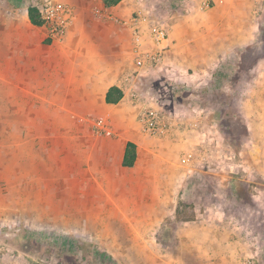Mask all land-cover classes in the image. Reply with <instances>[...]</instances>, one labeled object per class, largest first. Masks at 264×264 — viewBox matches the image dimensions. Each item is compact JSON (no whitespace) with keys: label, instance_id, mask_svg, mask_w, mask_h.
Here are the masks:
<instances>
[{"label":"crops","instance_id":"0c3cea01","mask_svg":"<svg viewBox=\"0 0 264 264\" xmlns=\"http://www.w3.org/2000/svg\"><path fill=\"white\" fill-rule=\"evenodd\" d=\"M52 1L70 6L73 19L58 40L32 26V78L20 81L19 52L7 70L0 65V229L30 225L33 209L35 219H67L63 206L52 217L47 207L43 217L39 205L32 207L33 172L45 188L68 192L72 186L77 219L135 217L144 220L141 235L174 220L190 189L196 192L194 217L174 231L179 242L172 249L188 252V264H197L203 251L209 264L259 258L253 230L264 196V61L254 39L264 9L257 12L256 0H186L158 19L142 9L133 16L139 8L129 0L109 8L102 0ZM154 25L166 33L161 45L151 36ZM254 45L253 83L239 97L236 76L229 92L235 91L232 115L243 131L234 147L224 143L227 66ZM158 48L159 62L136 64ZM126 76L133 78L125 83ZM111 88L122 93L115 104L106 102ZM129 91L163 111L169 135L142 132V104ZM128 143L136 158L123 167ZM186 153L192 159L182 162ZM58 199L69 202L65 194Z\"/></svg>","mask_w":264,"mask_h":264},{"label":"rangeland","instance_id":"374dc122","mask_svg":"<svg viewBox=\"0 0 264 264\" xmlns=\"http://www.w3.org/2000/svg\"><path fill=\"white\" fill-rule=\"evenodd\" d=\"M42 1L0 0V61L2 62L0 65L3 64L2 70H7L8 65L14 62L13 53L19 52L21 66L17 70H21L20 81L22 84L32 78V71L31 74L29 73V70H32V64L29 63L32 61L33 29L27 19V8L29 6L38 8ZM184 1L186 0H129L139 8V11L132 12L133 16L141 14L142 9L158 19L173 12ZM257 20L259 33L254 39V43L259 45L260 62H262L264 61L263 11L259 13ZM43 27L48 30L47 27ZM256 45L249 49L246 47L243 53L245 57L238 58V62L231 58L227 66V70L230 72L227 83L224 82V84L228 87L227 94L230 102L226 99L223 102V105L227 106L223 108L226 112L224 123L227 125V129L224 128L226 130L224 143H230L234 147L239 146L236 140L240 143L241 137L237 138V134L240 135L243 131L238 119L232 115L235 112V91L231 92L232 94L229 92L237 76L241 85L238 96H246L256 76V71H258L253 69L254 65H257L255 63L259 62L252 56L254 49V52H257ZM157 87L162 88L158 85ZM159 111L163 114L161 109ZM236 144L237 146H235ZM53 173L55 174V172ZM36 174V172L32 173L33 181L29 191L32 196V207L36 208L39 205L37 210L41 211L39 213L42 214V217L47 207L50 210L48 214L52 217L58 214L57 208L63 206V211L68 217L65 220L60 218L35 219L33 209L30 225H14L10 228L0 229V264H188V252L174 250L171 246L172 243L179 242L174 231L182 226L181 223L188 221L170 220L162 223L158 232L141 235L140 231L143 228L144 220L135 217L131 220H93L86 217L77 219V202H72L75 195H73L74 193L69 194L73 191L72 186L68 187V192L61 187L45 188L40 183L36 184ZM26 189L28 190V188ZM195 193L189 189L183 196V202L187 207L190 206L189 208L193 207L196 202ZM64 194L68 195L69 202L60 204L58 198ZM199 195L201 194L199 193ZM45 196L52 198V202L45 201ZM36 198L37 200L41 198L38 204ZM261 198L263 202H259L261 210L259 217L254 221L255 228L253 230L255 239L253 247L257 249V256H260L254 260L253 258L244 259L241 264H254V262L255 264H264V196ZM85 214H87L86 211ZM191 215L190 209L184 214L185 217ZM166 228L169 229L168 234L164 232ZM208 254L209 251H203L196 263L209 264ZM162 260L166 262L163 263Z\"/></svg>","mask_w":264,"mask_h":264},{"label":"built area","instance_id":"2783aa9c","mask_svg":"<svg viewBox=\"0 0 264 264\" xmlns=\"http://www.w3.org/2000/svg\"><path fill=\"white\" fill-rule=\"evenodd\" d=\"M256 2L258 4L257 12L263 10L264 0H256ZM37 9L39 10L40 15L45 22L44 26L48 28L49 37L52 40L60 39L73 19V11L70 6L61 2L43 0L41 6H39ZM135 20L136 19H134V24L136 22ZM151 36L156 45H161L166 39L165 31L157 25L152 27ZM134 37L135 45L137 47L140 44L137 30H134ZM147 60L152 63L159 62L161 60V49L158 48L151 54H145L144 56L137 57L136 64L138 66H142ZM132 78L133 76H126L125 83H127ZM128 94L132 100L139 101L142 104V110L138 116L142 132L151 137H165L169 135L171 130L170 126L163 123L160 112L140 98L135 91H129ZM99 128L103 130L106 135H111L110 130H108L106 127L101 126ZM191 159L192 155L190 153H186L182 158V162H188Z\"/></svg>","mask_w":264,"mask_h":264},{"label":"trees","instance_id":"16d2710c","mask_svg":"<svg viewBox=\"0 0 264 264\" xmlns=\"http://www.w3.org/2000/svg\"><path fill=\"white\" fill-rule=\"evenodd\" d=\"M122 0H102V3L105 7H113L119 4ZM27 18L29 23L34 27H42L45 22L42 16L39 13V10L34 6H29L27 8ZM122 97V93L118 88H111L106 95V102L110 104L117 103ZM136 158L135 146L131 143H128L126 146V151L123 158V167H132ZM190 207V206H189ZM185 205L183 200H180L177 205L176 212L174 214V220L178 222L189 221L192 220L194 215L192 214L190 217H185L184 214L190 209L192 213V208H189ZM189 208V209H188Z\"/></svg>","mask_w":264,"mask_h":264}]
</instances>
